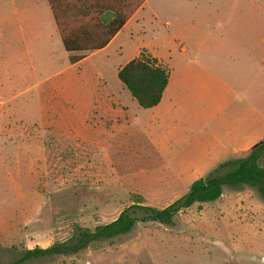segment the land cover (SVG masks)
I'll list each match as a JSON object with an SVG mask.
<instances>
[{"label":"rangeland","instance_id":"rangeland-1","mask_svg":"<svg viewBox=\"0 0 264 264\" xmlns=\"http://www.w3.org/2000/svg\"><path fill=\"white\" fill-rule=\"evenodd\" d=\"M41 2L0 0V264H11L26 250L69 241L76 226L94 230L108 224L128 207L163 209L184 196L192 180L219 165L196 168L190 178L175 164L186 160L193 165L214 150L217 139L226 143L227 133L237 125L232 98L223 115H201L198 87L188 84L189 98L177 104L182 131L165 128L166 122L149 125L148 116L141 115L145 110L117 76L138 50L181 53L185 48L191 63H199V38L209 34L205 47L216 48L217 73L227 83L237 59L248 62L253 57L247 51L255 50V65L264 61V0H150L144 23L124 33L107 57H97V80L107 83L120 101L112 93L107 103L97 101L90 110L66 102L62 109L55 99L40 97L46 91L40 80L68 63L55 37L43 36L50 29L43 30V16L38 21ZM14 11L22 18L33 17V29L25 32L33 38L18 34ZM127 106L140 119V129L148 126L169 158L151 152L150 146L148 154L138 149L137 140L146 142L148 135L135 136L134 125L128 137H120L119 115ZM73 111L107 115V150L74 135ZM261 129L264 117L256 115L255 130ZM234 158L228 155V160ZM260 164L264 167V153ZM135 217L139 220L126 235L93 243L78 254L25 264H264V199L249 186L225 187L218 200L194 204L171 225L143 222L139 210Z\"/></svg>","mask_w":264,"mask_h":264},{"label":"crops","instance_id":"crops-1","mask_svg":"<svg viewBox=\"0 0 264 264\" xmlns=\"http://www.w3.org/2000/svg\"><path fill=\"white\" fill-rule=\"evenodd\" d=\"M53 1L56 6V14L60 25L73 42L85 41L90 38L96 41L107 37V24L117 18L118 15L125 14L130 10L133 11L129 19L104 48L96 51H78L73 53L67 52L64 48L60 29L49 0L41 2L42 11L40 9L37 15L39 22H41L40 16L44 18L45 26L43 30H46L48 27L50 29V31H43V36L53 37L48 40H54L55 37L56 43L60 46L61 52L64 53L68 62L65 67L63 66L55 73L43 78V81L40 80L38 83L39 87L42 85L46 86L45 94L41 92L40 97L47 96L45 97L47 101L55 99L56 103H61L62 109L65 102L73 106L75 105L74 109L78 107V109H82L85 107V110L86 107H89L90 110L91 105L97 101L100 105L107 103V98L114 92L107 87V83L97 80L98 72L100 73L101 70V67H97L100 61L97 57H107V51L124 33L127 31L131 33L138 28L139 24L142 25L144 23V10L150 0H144L139 6H137V3L140 0ZM28 16H30L28 19L26 17H23V19L17 12L14 11L13 13V18L15 21H18V24H16L18 26V34L22 35L24 40L33 38L34 35L31 32L25 33L33 29V17L31 15ZM27 22L29 26L25 27ZM14 29L16 31V28ZM210 41L209 34H201L198 47L201 57V62L199 61V63H191V55L188 54L185 48L180 53L175 49H168L165 52H161L146 47L149 53L166 66L170 73L168 86L159 105L148 110L141 108L145 110L141 115L148 116L146 123L151 125L150 121H152L156 125L158 122L160 124L166 122V127L162 125L163 127L182 131L183 128L179 122L180 118L178 119L176 117V115H181L178 112L177 104L179 99L183 98L187 100L189 98L187 95L188 84H193L198 87V101L200 103L201 115H223V111L230 103L229 99L231 98L232 115H238L236 116L237 125H234L226 135V143L221 139H217V146H215L214 150H211V153L205 156L204 160H197L193 165L191 163L189 164L186 160L175 164L185 169L186 176L190 178L192 176L194 177L192 170L196 168L203 169L229 161L228 155L231 153L235 156L234 159H237L236 156L240 158L248 157L250 152L256 150V145L264 140V129L258 132L255 130L256 115L264 117V61L258 66L255 65L252 62L256 55L255 50L247 51L246 55L249 57L252 55L253 57L251 60L248 58V62L245 59L241 60L238 58L237 63L231 68V82L227 83L217 73L221 67L214 58L217 56L216 48L205 47L208 46L207 44ZM83 45L84 42H82L81 46ZM85 45L88 46V44ZM141 50H138L136 57L139 56ZM56 51L54 50L52 53H57ZM194 53L196 54L197 51L192 52V54ZM232 54H236L238 57L240 55L239 51H234ZM71 55L80 56L82 59L75 64H71L69 61ZM205 61L210 64H205ZM114 94L116 95V93ZM114 98L119 101L121 99L118 95ZM56 114L62 115L60 114V110H57ZM97 116L76 115L75 112L70 118L71 128L73 129L74 135L82 136V139L86 141L88 146H104L105 150H107V115H105L106 117H103V115H99L100 117ZM119 117L121 121L123 120V125L120 126L122 129L121 138L125 139L126 136L128 137L131 134V130H133V126L131 125H134L135 136L138 135V132L139 135H148V141L146 142L137 140L138 149L141 146L140 150L148 154L151 148V152L160 151L168 157L159 140L155 139L153 134H150V128L143 124V130L140 129L142 127V124H139L140 119H135L130 114L128 106L125 111L120 113ZM69 130H67V133ZM57 132L59 131L57 130ZM199 178L202 177L195 178L192 180V183Z\"/></svg>","mask_w":264,"mask_h":264},{"label":"trees","instance_id":"trees-1","mask_svg":"<svg viewBox=\"0 0 264 264\" xmlns=\"http://www.w3.org/2000/svg\"><path fill=\"white\" fill-rule=\"evenodd\" d=\"M143 1L140 0L137 6ZM49 2L60 29L64 48L69 53L96 51L104 48L133 12L130 10L125 14L118 15L117 18L107 24V37L96 41L88 37L90 38L89 40L73 42L60 25L54 1L49 0ZM82 42H84L83 46H81ZM85 44H88V46ZM81 59L82 57L80 56L71 55L69 57L71 64H75ZM169 75L167 67L145 50L119 69L117 73L123 87L130 92L132 98L145 110L159 105L168 86ZM263 153L264 145L253 151L248 157L219 164L207 176L193 182L189 191L183 197L163 209L137 205L128 207L114 221L108 224L97 226L94 230L76 226L69 241L56 243L45 249L36 247L26 250L19 259L11 264H25L31 259H40L53 255L78 254L93 243L126 235L134 229L139 220L135 217L137 210L144 213V217L141 219L143 222H158L164 225H171L177 214L191 208L194 204L218 200L222 196L225 187L249 186L256 189L261 198L264 199V167L260 164Z\"/></svg>","mask_w":264,"mask_h":264},{"label":"water","instance_id":"water-1","mask_svg":"<svg viewBox=\"0 0 264 264\" xmlns=\"http://www.w3.org/2000/svg\"><path fill=\"white\" fill-rule=\"evenodd\" d=\"M263 144H264V140L261 141L258 145H256L255 149H256L258 146L263 145Z\"/></svg>","mask_w":264,"mask_h":264}]
</instances>
